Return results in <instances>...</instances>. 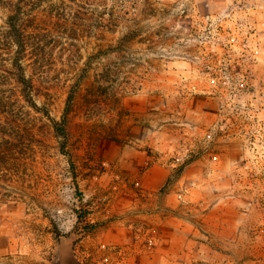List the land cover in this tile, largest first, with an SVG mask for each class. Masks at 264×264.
<instances>
[{"label":"rangeland","instance_id":"1","mask_svg":"<svg viewBox=\"0 0 264 264\" xmlns=\"http://www.w3.org/2000/svg\"><path fill=\"white\" fill-rule=\"evenodd\" d=\"M131 12L124 48L121 25L81 37L53 69L47 105L66 142L43 135L29 176L0 194V264H264V0H136ZM142 136L182 149L156 192L133 170L137 150L152 155ZM220 137L229 167L191 198L179 163Z\"/></svg>","mask_w":264,"mask_h":264},{"label":"trees","instance_id":"2","mask_svg":"<svg viewBox=\"0 0 264 264\" xmlns=\"http://www.w3.org/2000/svg\"><path fill=\"white\" fill-rule=\"evenodd\" d=\"M135 6L136 0H0L1 195L6 186L29 176L42 156L43 135L52 130L64 148L65 119L54 121L47 105L53 69L64 52L76 48L81 37L103 41L121 25L128 29L118 43L124 48L127 38L137 35L129 25ZM82 77L68 95L64 114Z\"/></svg>","mask_w":264,"mask_h":264},{"label":"crops","instance_id":"3","mask_svg":"<svg viewBox=\"0 0 264 264\" xmlns=\"http://www.w3.org/2000/svg\"><path fill=\"white\" fill-rule=\"evenodd\" d=\"M149 138V136L147 138L142 136V140L140 141L147 145V151L152 155L149 156L147 152L137 150V154H135L136 159L132 166L134 172L140 175L143 186L152 192H156L171 179L173 171L170 168L171 165L166 164L172 155L171 152L174 151V153H179L182 149L179 147H166L162 144L153 146L152 143L148 142ZM222 142V137L211 140L210 142L200 143L194 141L191 146L192 150H190L191 155L188 161L183 164L182 170L175 181V186L179 187L185 182L192 184L193 188L190 189V197L192 198L200 187V182L205 181L207 177H210V175L215 174L217 171L222 172L224 167L228 168L229 163L221 160L223 154H217L216 151H214V149L217 150L220 148V150H223L228 147V145H226L227 141L223 142L220 147L217 145ZM148 160L152 161L150 167L137 172L136 165H145ZM160 162H163L162 166L158 164Z\"/></svg>","mask_w":264,"mask_h":264},{"label":"built area","instance_id":"4","mask_svg":"<svg viewBox=\"0 0 264 264\" xmlns=\"http://www.w3.org/2000/svg\"><path fill=\"white\" fill-rule=\"evenodd\" d=\"M176 161L178 162V161H180V159H178V160H176ZM183 164H184V162H182V161L179 163L180 166H183ZM173 166H174V164H173ZM180 166H178V167H180ZM178 167H177V168H178Z\"/></svg>","mask_w":264,"mask_h":264}]
</instances>
